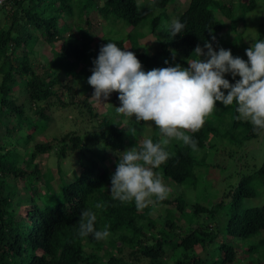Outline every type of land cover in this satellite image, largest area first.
I'll list each match as a JSON object with an SVG mask.
<instances>
[{
	"label": "trees",
	"instance_id": "16d2710c",
	"mask_svg": "<svg viewBox=\"0 0 264 264\" xmlns=\"http://www.w3.org/2000/svg\"><path fill=\"white\" fill-rule=\"evenodd\" d=\"M152 2L160 10L150 22L160 50L153 56L147 51L140 52L138 37L130 35L132 51L145 70L154 58L187 65V58L193 55L197 44L203 46L210 40L215 46L221 37L225 24L217 12L235 24L237 13L244 18L257 6V0H239L231 6L222 4L221 0H190L179 16L186 25L184 33L165 39L164 21L169 19L167 8L172 0ZM94 10L109 23L102 44L112 40L126 47L117 34V27L136 28L142 21L137 0H102V5L94 0H3L0 3V129L5 130V135L0 137V264H101V251L110 239L118 243L117 253L106 250L110 253L106 264H240L242 256L245 258L264 247V203L252 207L242 205L245 199L259 197L258 189L264 185V162L235 187H229L231 200L227 204L224 200L210 207L197 201L190 204L196 215L206 212L216 216L220 208L225 210L218 219L216 232L186 229L178 224L180 214L188 207L184 190L176 198L157 202L169 207L164 225L148 221L149 208L138 210L134 203L112 198L110 176L115 169L107 168L106 156L101 153L107 151L112 155L116 168L119 155L115 151L123 149L129 136L135 139V135L124 129L122 120L115 116L95 119L90 95L79 102L73 100L79 93L65 77L66 73L75 75L77 61L91 57L94 52L92 38L83 29L85 23H91L88 14ZM63 20L69 21L68 31L61 26ZM258 33V38H264V26ZM60 40L63 43L56 50L55 44ZM42 42L52 46L53 57L43 54L44 61H39V50L31 46ZM229 80L234 82L231 76ZM16 89H21L19 95L15 94ZM109 97L118 98V92L113 91ZM216 104L220 111L215 109L206 116L199 130H185L196 138V149L183 142L179 146H166L172 156L157 171L160 169L164 180L175 182L181 190L196 186L195 170L201 164L196 154L213 147L208 141L210 136L223 137L237 146L259 136L264 142V131H255L248 121L236 119L234 105L225 106L221 101ZM57 105L80 108L73 120L75 128L55 142H35L29 147L39 130H46L51 120L47 109ZM81 119H88L93 129L77 126ZM152 138L155 140L158 136ZM98 140L103 141V146L92 151ZM22 145L28 153V159L23 161L28 162L26 165L19 164L15 153ZM51 152L56 156L60 172L69 158L81 157L79 171L70 181L62 176L64 179L57 190L46 184L42 191L39 183L44 178L35 161ZM97 202L102 207L96 208ZM85 208L96 212L97 228L109 227L108 238L96 240L91 234L79 235L80 214ZM238 242H246L249 247L245 251ZM87 244L96 246L98 251L87 252ZM199 248L207 251L204 256L198 253ZM248 262L264 264L258 258Z\"/></svg>",
	"mask_w": 264,
	"mask_h": 264
},
{
	"label": "clouds",
	"instance_id": "9594fccd",
	"mask_svg": "<svg viewBox=\"0 0 264 264\" xmlns=\"http://www.w3.org/2000/svg\"><path fill=\"white\" fill-rule=\"evenodd\" d=\"M260 7L264 8V4ZM185 27L179 17H173L167 22L166 31L174 37L183 34ZM245 52L247 59L233 55L229 48L217 50L206 40L203 46L197 44L194 48L193 55L187 58V67L165 61L166 67L145 70L129 47H120L112 40L100 46L87 77L94 89L91 97L104 102L117 91L120 104L115 111L125 117L134 116L136 121H154L158 136L154 140L151 134L145 135L118 153L110 176L114 200L134 203L140 210L169 198L173 186L157 171L172 156L166 146L175 138L196 149V138L185 130H199L205 117L218 109L217 101L234 105L236 119L248 121L255 131H264V38H254ZM175 55L173 50V58ZM95 207L102 205L97 202ZM96 221L92 208L83 209L79 235L91 234L96 240L108 238L109 227L97 228Z\"/></svg>",
	"mask_w": 264,
	"mask_h": 264
},
{
	"label": "rangeland",
	"instance_id": "374dc122",
	"mask_svg": "<svg viewBox=\"0 0 264 264\" xmlns=\"http://www.w3.org/2000/svg\"><path fill=\"white\" fill-rule=\"evenodd\" d=\"M94 1L98 5H102V0ZM189 1L190 0H172V2L169 4L167 8L169 19L164 21L163 38L168 39L170 35L166 31L167 22H169L173 17H179L183 10L188 6ZM238 1L239 0H221L222 4L225 3L228 6H231L232 3L234 4V2L237 3ZM137 2L142 15V21L140 25L136 28H132L129 25H123L122 27L118 26L117 28H119V33L117 34L123 40L125 46L129 47V50L131 51L133 48L130 35H136L140 44V52L147 51L150 56H153L160 50V45L158 39L151 33L150 22L154 15L159 13L160 10L154 6L152 0H137ZM261 4H264V0H257V6L253 10L246 13V16L244 17L246 20L241 18V16L238 15L239 13H237V15L234 16V20H236L235 24L232 22V19H229L224 14L217 12L218 17L224 22L225 28L222 30L221 37L214 48L217 50L219 47L229 48L232 50L233 55H238L244 59H247L245 49L251 46L252 40L254 38H258V31L261 30V26H264V8L260 7ZM88 18L90 19L91 23H85L83 25V29L86 30L87 36L92 38L91 44L93 46L94 52L91 53V57H84L77 61L76 68L78 71L75 73V75H68L66 73L65 77L68 78L70 83L74 84L76 93H79L73 97V100L79 102V100L90 95L89 102L92 104L93 111L97 115L95 119L101 120L103 116H115L117 119L122 120V127L124 129H127L130 133L135 135V139L131 136H129L130 138L128 137V143L123 149L119 148L115 151V153L118 154L119 152L134 146L136 143L141 141L145 135H157L155 123L154 121H136L134 116L125 117L123 114L117 113L115 111V106L120 104L119 98L117 97H108L104 102L98 101L96 98L91 97L93 95L94 89L93 86L88 83L87 77L91 75L94 58L93 55L99 52L104 33L107 34V31H109V23H107L103 18L99 17L95 10L88 14ZM68 20L61 21V26L64 31H68ZM62 43V40L56 42L55 49L60 50ZM31 47H37L39 50V61H44L43 54H46L49 58L53 57L52 46L48 43L42 42L37 46L33 44ZM96 56L97 54L95 57ZM57 57H59V55H57ZM165 61H168V63L174 65L173 60H168L166 58H154L146 70L156 67H166L168 64H166ZM40 65L41 64L39 62V66ZM183 66L187 67L188 63L187 65ZM38 71H42L41 68H39ZM79 72H81L80 75ZM226 76L229 79L231 75L226 74ZM238 78L239 76L236 77V79ZM20 90L16 89L15 94L19 95L21 93L19 92ZM79 110L80 108L77 105H71L67 108H62L60 105H57L47 109L48 114L51 116V120L49 121L46 130H39L34 141L32 140L28 146L32 148L35 145V142H45L47 140H52V142H55L56 138L61 137L65 133L71 132L75 128L73 120L75 119V116ZM218 110L220 111L219 108ZM91 119L95 121L94 118L91 117ZM151 124L153 126H150ZM77 126L83 130H92L94 127L92 123L88 122V119H81ZM4 135V127H1L0 137ZM208 141L209 143L211 142L213 147L199 150L196 154V158L201 162V164L198 165L195 170L198 180L196 186H190L187 189L181 190V187L176 186L177 184L175 182L173 183L168 179H166L165 182L173 186V192L170 194L169 198H176L180 193L179 191L183 192L184 190L185 192V200L188 203V207H186L182 214H180L181 219L178 221V224L182 225L186 229L189 227H194L197 229H203L205 232H216L218 219H221V215L225 213V210L220 208L216 216H211L206 212L196 215L193 213V206L190 204L197 201L210 207L215 204L217 205L222 200H224L227 204L231 200L229 187H235L237 184H239L243 177L252 174L264 162V142L262 141L261 136L248 139L243 145L240 146L228 142L223 137L214 138L213 136H210ZM98 142L101 144L97 142L93 144L92 151L103 146L102 140H98ZM181 142L182 141H178L173 138L170 140L168 145L179 146ZM23 146L24 145L21 146L22 149L15 153L18 155L17 159L18 162H20L19 164L26 165L28 162L25 163L23 161L28 159V153L23 148ZM10 147V145L6 147V150ZM232 150H234L233 155L231 153ZM101 155L106 156L104 164L107 166V168L114 170L115 159L113 156L110 155L112 157L111 158L107 151H105V153H101ZM95 156L97 157V155ZM80 159L81 157L69 158L63 165V172H60L57 165L56 156L53 152L40 155L36 159L35 163L40 165L41 172L43 174L42 176L44 178V182L39 183L42 191H45L46 184H50L53 189L57 190L62 179L65 178L67 181L73 180L79 171ZM158 171L162 172L160 169ZM62 176L64 178H61ZM10 183L14 184V181L10 180ZM24 189H26V186H24ZM258 194L259 197L257 198L245 199L242 202V205L244 207H252L264 203V185L260 186L258 189ZM146 207L149 208L148 221L155 222L158 225H164L165 218L169 213V207L167 205H161L157 202ZM174 215L177 216L175 212ZM238 245L243 250L245 249V251L247 247H249L246 242H238ZM104 246L105 250L101 251L103 254L101 264H106L110 257V253L106 250L117 253L116 247L118 246V243L115 240L111 241L110 239L109 242H107ZM86 250L89 253L98 251L96 246H92L91 244L86 245ZM197 251L202 256H204L207 252L201 248H199ZM262 251H264V247H262L259 251L251 253L250 255H247L246 253L247 257L243 258L242 256L239 259V263L258 264L256 262H248L249 260H257V258L258 260L261 259L264 261V255H262ZM147 263L148 262H144L143 264Z\"/></svg>",
	"mask_w": 264,
	"mask_h": 264
},
{
	"label": "built area",
	"instance_id": "2783aa9c",
	"mask_svg": "<svg viewBox=\"0 0 264 264\" xmlns=\"http://www.w3.org/2000/svg\"><path fill=\"white\" fill-rule=\"evenodd\" d=\"M0 2H2V0H0Z\"/></svg>",
	"mask_w": 264,
	"mask_h": 264
}]
</instances>
